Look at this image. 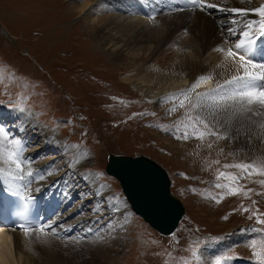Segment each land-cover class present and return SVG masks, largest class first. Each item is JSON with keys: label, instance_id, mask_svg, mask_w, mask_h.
<instances>
[{"label": "rangeland", "instance_id": "obj_1", "mask_svg": "<svg viewBox=\"0 0 264 264\" xmlns=\"http://www.w3.org/2000/svg\"><path fill=\"white\" fill-rule=\"evenodd\" d=\"M245 1L248 6H257L256 3L264 6V0ZM54 2L0 0V112L16 111L33 118L38 123L37 130L41 128L52 136L54 143L62 147L61 151L40 153L36 162L48 164L50 168L45 173L65 179L76 190H73L76 196L82 195L78 202H85V213L74 220L92 228L97 217L99 230L91 234L98 233L95 239L72 238L69 240L76 242L71 244L61 242L69 240H58L59 249L66 251L59 257L63 264H201L203 260L207 264H220L224 259L260 264L252 254L251 245L256 244L255 251H264V225L258 224L253 216L254 212L264 213V186L258 183L264 177L253 175L239 181L245 190H252L247 197L215 187L217 183L228 182L224 178L216 179L218 171H237L225 169L224 165L250 162L254 158H243L230 141L217 139L215 135L208 134L202 140L191 135L193 123L187 116L200 114L204 118L205 115L199 108L190 109L187 99L184 108L177 106L180 99H185L181 92L187 90L164 93L156 102L135 93L122 81L123 72L111 60V49L103 47L100 38L88 34L82 18L75 15L67 18L70 1ZM22 7H27V11ZM44 12L47 14L43 16ZM170 16L166 13L146 16L144 21L149 26L140 28L148 33L150 27L153 31L163 30L160 47L167 53L168 60L164 62L169 66L164 65L161 72L177 62L174 53L182 43L200 33L192 23L186 26L180 18ZM140 18L121 11L111 20L119 30L127 32ZM111 36L118 37L115 32L104 37ZM211 38L209 35L205 42ZM217 55L218 51H207L202 58L206 61L201 64L210 66ZM235 59L238 62V57ZM152 61L147 64L153 65ZM145 69L159 72L150 67ZM189 98L196 102L195 92ZM173 107L176 110L170 111ZM0 119L6 126L4 117ZM195 127L204 130L198 124ZM210 127L219 134V130ZM26 129L32 135L36 131ZM185 131L189 133L187 140L177 138ZM40 141L32 139L31 147L40 145ZM81 152L86 153L87 159L80 165L77 158ZM109 153L145 156L166 171L170 191L185 211L173 237H162L133 214L118 182L105 173ZM90 176L95 177L94 182L87 183ZM121 238L123 241L116 245ZM76 245L81 250L94 249L92 245H95L96 259L81 255ZM99 246L110 254H102ZM210 246H217L211 252L212 259Z\"/></svg>", "mask_w": 264, "mask_h": 264}, {"label": "bare ground", "instance_id": "obj_2", "mask_svg": "<svg viewBox=\"0 0 264 264\" xmlns=\"http://www.w3.org/2000/svg\"><path fill=\"white\" fill-rule=\"evenodd\" d=\"M53 1L60 3L63 0ZM69 1L71 4L68 6L69 14H66L67 18L73 15L80 19L82 18L84 28L88 31V34L93 35L94 38H100L102 46H107V49H111L113 53L111 60H115L123 72L122 81L128 83L135 93L152 102H156L159 96L164 93H172L179 89H191V86L201 76L211 75L212 80L200 83V86L192 93L207 92L215 88L217 83L223 84L225 80L235 75V64L233 60H226L224 53L218 51V55L212 58L214 60L212 62L213 64L210 63L211 65L208 66V63L206 67L201 64L206 61V59H202L203 55L207 51H217L216 49L218 48L227 50L231 47L234 49V44L239 42L240 39H243L240 31L244 24L248 21L260 19L255 13L249 12L247 15H243L240 12L232 11V9H255L261 5L256 3L258 4L257 6H248V1L246 2L245 0H204L205 5L213 4L216 7L209 8L205 6L202 10L200 7L184 8L182 0ZM136 4L138 5L137 9L135 8L137 6ZM23 9L27 11L28 8L24 7ZM65 10L67 9L65 8ZM121 11L131 12V14L141 17L135 21V26L127 32L125 29L119 30L117 23L111 20L114 14L120 13ZM159 13L172 14L170 17L180 18L186 26L190 22L200 30V33L194 34L187 43L184 41L182 47L179 50L177 49L174 53V58L177 62L170 65V67H166V72H161V68L167 64L165 60H168V57L165 56L167 54L166 51L161 49L163 47H160L163 43V37L161 36L163 30L153 31L150 29H154L153 27L149 28V33L147 30V32L141 30L144 25L149 26L147 21H144V17L156 16ZM46 14L47 12L42 13L43 16ZM142 14L147 15L143 16ZM66 15H64L65 18ZM230 22H232V25H230ZM229 25L230 27H228ZM229 28L234 30L233 33L227 31ZM152 31L157 32L158 35L153 34ZM113 32L118 37H104ZM209 35L212 36L211 40L205 42ZM258 36L260 35L257 30L253 34L254 40ZM170 44L173 45V43ZM190 59H194L198 63L193 64ZM149 60H153V65L147 64ZM218 65H223V67H218ZM146 67H150L152 70L158 69L159 72H155V74L150 70H146ZM199 110L202 112V115H205L204 118L206 117L208 119L210 126L215 127L217 131L219 130L220 135L227 136L225 141L232 143V147L234 146V150L238 155H241L243 158H256L264 152V143L261 142L264 139V130H261L259 127L262 118L251 117L249 119L246 115L233 116L230 113L219 110L218 105L213 99L207 101V107L205 109ZM0 116L4 117V120L6 119L7 124L12 123L11 125L6 124L5 126L3 125V121L0 120V127H3L9 133V138L21 141L24 149L20 154V159L23 162L21 167L25 172L30 170L33 173L32 176L25 174L22 180L18 179L17 177L22 173L17 172L15 166L6 160V153L8 150H11L10 146L5 141L0 140V191L21 193L26 196H32L42 191L44 192L46 207L49 205V213L52 214L51 221L46 227L44 226L49 233L46 237V243L37 241L34 234L26 237L23 231L12 232L11 234H5L0 231V264H63L62 259L59 257L64 256L61 255L62 251H66L65 249H59L57 245L58 240L74 238V240L82 241L90 240L92 237L95 239V237H98V233L96 232L95 236H91V234L95 230H99L96 229L100 226L97 222V217L92 228L89 225L86 227L85 223L82 224L74 220L85 213L83 212L85 202L83 204L78 202L83 199L82 195H79V197L76 196L73 192L74 187H71L65 179H57L45 173L50 168L48 164L44 165L45 163L36 162L35 158L40 156V153L43 154L51 150L58 154L61 151L62 147L54 143L53 138H51L52 136L46 134L41 128L37 130L38 123L33 118H28L16 111H3L0 112ZM216 121H219V123H216ZM26 128L36 129L34 135L29 132L31 130H27ZM32 139L41 140L40 145L31 147L32 143L30 141ZM29 142L31 143V150L29 148ZM168 145L174 144L168 142ZM27 146L28 149H26ZM86 159V155L81 152L78 155L77 161L81 165ZM51 170L53 171L52 168ZM94 179L90 176L87 179V183L94 182ZM75 202H77V205H75ZM122 241L123 239L121 238V240L116 242V245ZM61 242L71 244L76 241L69 240ZM92 247L94 249L84 247L81 250L80 245H76L75 249L89 259H96L97 248H95V245H92ZM216 248L217 246L211 248L209 258L212 259L214 255L212 256L211 252ZM99 249L103 250L102 254L109 253V250L105 249L104 251L102 246H99ZM218 249L222 251L220 247ZM68 254L72 255L71 253ZM115 254L121 255L120 252H115ZM65 258L67 257L65 256ZM201 264H207V261L203 260ZM220 264L246 263L232 259H224Z\"/></svg>", "mask_w": 264, "mask_h": 264}, {"label": "snow or ice", "instance_id": "obj_3", "mask_svg": "<svg viewBox=\"0 0 264 264\" xmlns=\"http://www.w3.org/2000/svg\"><path fill=\"white\" fill-rule=\"evenodd\" d=\"M190 2L193 5L199 6L202 10L205 6L209 8L216 7V5L213 4L205 5L204 0H190ZM232 11L240 12L243 15L252 12L260 17L259 20L248 21L241 29L240 35L243 39H240L239 42L234 44V49L240 51H234L231 47L227 50L223 48L216 49L217 51L224 53L226 60H233L236 67V74L232 75L230 79L225 80L223 84L217 83L215 88L210 89L207 92H197L196 102H192L189 98L191 92L195 91V89L200 86V83L212 80L211 75L199 77L197 82L191 86V89L181 92L180 95L185 99H180L177 106L184 108L186 106L185 100L187 99L188 107L190 109L199 108L203 110L207 107V101L213 99L218 105L219 110L230 113L233 116L246 115L249 119H251V117L262 118L259 127L261 130H264V63H255L248 58L252 51V45L255 43L253 38L255 31L258 30L259 35L264 37V6L255 9H232ZM227 31L233 33L234 30L229 28ZM237 57L238 62L235 59ZM218 67H223V65H218ZM20 110L23 111V109ZM175 110L176 107L170 109V111ZM187 120L193 123V132L191 135L195 136L197 139L202 140L208 134L215 135L217 139L227 138V136L219 135L216 131L211 130L210 123L206 122L205 118H202L200 114H197L194 117L188 115ZM216 123H219V121H216ZM196 124L202 126L204 130L201 131L198 127H195ZM177 138L187 140L189 138V133L185 131L182 136H178ZM0 140L5 141L10 146L11 150L7 151L6 160L15 166L17 172L22 173L17 178L22 180L25 174L32 176L33 173L30 170L25 172L21 167L23 162L20 159V154L24 150L21 141L18 139H10L9 133L3 127H0ZM261 142L264 143V139H262ZM209 147H211V145H209ZM84 155H86V153H84ZM223 167L225 169L233 168L237 171L235 173L218 171L216 179L220 180L221 178H224L228 182L217 183L215 184V187L226 189L231 195L243 194L247 197L248 193L252 190H245L239 184V181L245 178H250L253 175L264 177V152L250 162L241 161L238 163L226 164ZM258 183L264 186V179L259 180ZM244 211L249 210L244 209ZM253 216L258 224L264 225V218H262L264 217V213L254 212ZM249 218L251 219L253 217L250 216ZM23 230L26 237L34 234L37 241L41 243L47 242L46 237L49 233L44 226L33 229L24 228ZM251 247L254 249L252 253L254 258L260 262V264H264V251H255V248L257 247L255 243H253Z\"/></svg>", "mask_w": 264, "mask_h": 264}, {"label": "water", "instance_id": "obj_4", "mask_svg": "<svg viewBox=\"0 0 264 264\" xmlns=\"http://www.w3.org/2000/svg\"><path fill=\"white\" fill-rule=\"evenodd\" d=\"M106 173L115 178L131 210L162 236H171L184 216L179 199L171 194L166 171L145 156L109 154Z\"/></svg>", "mask_w": 264, "mask_h": 264}]
</instances>
